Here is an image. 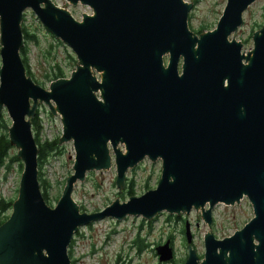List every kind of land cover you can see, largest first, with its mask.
I'll list each match as a JSON object with an SVG mask.
<instances>
[{"label":"water","instance_id":"1","mask_svg":"<svg viewBox=\"0 0 264 264\" xmlns=\"http://www.w3.org/2000/svg\"><path fill=\"white\" fill-rule=\"evenodd\" d=\"M67 2L88 6L92 15L78 22L52 0H0V113L6 110L12 121L9 143L23 165L18 196L0 226V264H71L74 235L97 220L151 221L192 209H201L208 224L200 264H264V24L247 55L234 37L228 40L255 0H226L215 28L200 35L189 28L192 6L183 0ZM28 10L78 62L48 89L27 76L21 60ZM39 104L60 115L59 145L72 141L75 152L55 207L47 205L38 182L31 119ZM110 150L118 193L127 170L146 157L162 163L156 188L81 213L73 187L87 172L108 171ZM243 198L253 218L216 239L209 232L212 209ZM185 242L182 264H198L188 227ZM154 251L159 264L172 262L169 240Z\"/></svg>","mask_w":264,"mask_h":264},{"label":"rangeland","instance_id":"2","mask_svg":"<svg viewBox=\"0 0 264 264\" xmlns=\"http://www.w3.org/2000/svg\"><path fill=\"white\" fill-rule=\"evenodd\" d=\"M183 1L192 6L188 14V24L193 33L201 27H206L204 32L213 30L223 14L226 3V0ZM52 2L57 7L67 10L78 22L82 21L83 15H92V10L80 3L73 6L67 0H52ZM22 23L39 38L38 44L29 43L26 46L30 71L33 78L39 82L38 84L48 89L49 82L45 74L50 72L55 63L60 65L68 78L69 73L73 72L78 64L71 49L56 40L30 10L25 12ZM263 24L264 0H255L243 14V24L228 40L231 42L234 37L235 41L243 45L241 53L247 55L249 51H253L252 37L254 33L260 30ZM47 51L51 53L49 56H47ZM72 57L75 62L72 61ZM243 63L246 62L243 61ZM180 67L181 61L178 66L179 72ZM95 75L99 80L100 75L97 73ZM95 96L101 99L99 92L95 93ZM30 103L32 105V101ZM51 104L55 105L52 101ZM37 109H39L42 125L41 140L51 141L53 138H59L63 130L60 115L56 114L54 117L50 114L51 116H49L48 107L43 104H39ZM2 113H4L5 121L9 127L12 121H10L6 110L3 109ZM32 132L34 136L33 129ZM61 147H64L61 154L50 156L42 170L43 178L50 185L49 207L56 206L62 196L66 179L73 173L75 157L73 143L70 141L62 144ZM117 148L124 152L123 145H118ZM17 151L18 149L13 147L10 153L16 155ZM109 155L111 165L108 171L87 172L85 180L77 182L73 187L72 199L81 213L102 211L115 200L123 203L130 197L140 196L144 192L156 188L161 175L162 163L160 159L152 163L146 157L136 167L127 170L124 183L118 193L115 188L116 167L111 150ZM19 163H21L20 159ZM22 171L23 165L21 170L17 162L10 165L8 169L6 164L0 168V187H3L6 200L17 198ZM3 190H0V194ZM192 210L195 213L191 214L189 218L193 224L192 232L194 233L191 246L195 250L198 264H200L204 259V235L208 232V227L200 216L201 210ZM10 213L11 209L6 212V215L9 216ZM211 214L215 223L211 228L209 226V232L218 240L231 236L254 216L252 206L246 198H243L239 204L231 206L216 205ZM166 216H168L167 213L159 214L153 219V222L149 221V224L142 223L139 217H127L120 222L112 218H103L82 227L74 235L72 260L75 261V264H156L158 260L154 256L152 248L154 245L164 242L170 233L178 230V226L173 224V221H168ZM196 223H199L198 227H194ZM137 237L144 247L141 252L137 251L136 245V249L130 246L132 242L135 243ZM174 241L173 261L167 264H182L187 258L188 244L178 234Z\"/></svg>","mask_w":264,"mask_h":264},{"label":"trees","instance_id":"3","mask_svg":"<svg viewBox=\"0 0 264 264\" xmlns=\"http://www.w3.org/2000/svg\"><path fill=\"white\" fill-rule=\"evenodd\" d=\"M22 28V34L24 39V45L20 49V56L22 63L25 67V71L27 76L31 77L35 83H39L37 80L33 78V74L30 71L29 61L27 57V49L26 46L29 43L38 44L39 38L34 32H31L25 24H21ZM206 30V27H201L199 30L194 31L196 35H200ZM52 37V36H51ZM51 53L47 51V56H49ZM72 61L75 62V59L72 57ZM54 66L51 67L50 72L45 74V77L48 78V82H54L59 79L67 78L66 73L63 71V69L60 67L59 64L55 63ZM49 116L50 113H48ZM31 125L32 129L34 131V140L37 145V163H38V182L40 186V190L42 193V197L47 203L49 204L50 200V185L46 179L43 178V166L47 162L48 158L53 155H60L63 148L59 145V138L57 139H51L42 141L40 138V131L42 129L41 125V119L39 115V109H37L35 116L31 119ZM42 132V131H41ZM13 147L9 143L8 138V123L5 121V115L4 113H0V168L3 167L6 164V168L8 169L10 165H12L14 162H17L20 169L22 170V164L19 163V159L16 155H11V150ZM14 200H9L7 202L0 200V226L8 219V215H6V212L9 211L12 207V203ZM2 215V216H1ZM144 222V220H142ZM141 228V227H140ZM137 251L141 252L143 250V245L141 241L137 238H135L134 241ZM74 244V240L71 241L69 247H68V256L70 258V263L75 264V261L72 260V247Z\"/></svg>","mask_w":264,"mask_h":264},{"label":"flooded vegetation","instance_id":"4","mask_svg":"<svg viewBox=\"0 0 264 264\" xmlns=\"http://www.w3.org/2000/svg\"><path fill=\"white\" fill-rule=\"evenodd\" d=\"M242 47H243V45H242ZM225 87L227 86V79L225 80ZM198 210V209H197ZM201 210V209H200ZM193 211V210H192ZM191 211V212H192ZM98 212V211H97ZM193 213H195V211L194 212H192V213H190L189 215H184V214H180V215H169V214H167L168 216H166L167 217V220L168 221H173V224H175V225H177L178 226V230L177 231H174L173 233H170L167 237H166V239H165V241L164 242H162V243H158V244H156V245H154V248H152V252H154V256L156 257V255H155V247H157V246H159V245H161V244H163V243H165L167 240H169L170 241V244H171V246H172V248H173V251H174V246H175V241H174V239H175V236L178 234V236L180 237V238H183L184 240H185V228L186 227H188L189 228V231H190V233H191V236H192V240H193V232H192V229H193V224L189 221L190 219V215L191 214H193ZM201 218L203 219V217H202V210H201ZM142 220L143 219H141V222H142ZM150 222H153V220L152 221H150ZM149 221H144V222H142V223H146V224H149L150 223ZM205 222V221H204ZM214 223H215V220H214V217L212 216V214H211V223L209 224V226H210V228L214 225ZM208 225V224H207ZM198 227L199 226V223H196L195 225H194V227ZM238 231V230H237ZM224 239V238H223ZM131 246V248H135L136 249V247H135V244H133V242H132V244L130 245ZM157 258V257H156ZM156 264H159V263H156Z\"/></svg>","mask_w":264,"mask_h":264},{"label":"built area","instance_id":"5","mask_svg":"<svg viewBox=\"0 0 264 264\" xmlns=\"http://www.w3.org/2000/svg\"><path fill=\"white\" fill-rule=\"evenodd\" d=\"M0 190H3V187H0ZM0 198H3L4 200H6V197H5V194H4V190H3L2 194H0Z\"/></svg>","mask_w":264,"mask_h":264}]
</instances>
